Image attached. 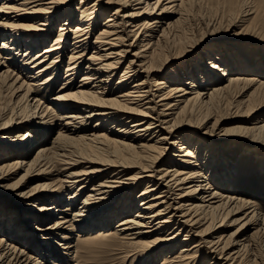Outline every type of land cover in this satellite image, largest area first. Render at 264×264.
I'll use <instances>...</instances> for the list:
<instances>
[{
	"label": "bare ground",
	"instance_id": "obj_1",
	"mask_svg": "<svg viewBox=\"0 0 264 264\" xmlns=\"http://www.w3.org/2000/svg\"><path fill=\"white\" fill-rule=\"evenodd\" d=\"M196 1L0 0V264L59 261L58 235L76 264L113 245L142 264H264V207L218 161L243 141L264 172V57L194 39ZM217 1L264 44V4Z\"/></svg>",
	"mask_w": 264,
	"mask_h": 264
},
{
	"label": "rangeland",
	"instance_id": "obj_2",
	"mask_svg": "<svg viewBox=\"0 0 264 264\" xmlns=\"http://www.w3.org/2000/svg\"><path fill=\"white\" fill-rule=\"evenodd\" d=\"M80 0H76L75 5L79 3ZM259 2L261 4H264V0H259ZM197 4H195V8H194V17L193 19L190 21V28L191 30L189 31V34L192 36L194 35L197 40L199 39H203L205 37L210 36L211 34L215 35V34H223L227 36H230V38H239L240 41L242 42H237L236 44H234V48H236L238 51L242 52V55H245L248 58V61L246 63L250 64L251 60L250 58L252 57H259L262 56L264 57V44H252L249 41H245V40H241L243 37H245L248 34H245V32H243L241 29L242 28H237L236 26H232L233 30L229 29L228 24L230 22L231 16L228 14L229 11H227V7L224 6V3L217 1V0H201V1H196ZM235 16V15H234ZM222 21V22H221ZM217 22V23H216ZM227 22V24H226ZM219 23V25H218ZM205 24H209L211 25H218L217 27V31L211 32L208 31L204 34L207 25ZM224 25V26H223ZM203 29V30H202ZM204 34V35H202ZM202 35V36H201ZM201 36V37H199ZM199 37V38H198ZM230 38L227 39H223L221 40V44L227 43L225 41L230 40ZM215 42H218V39L216 40H212L210 42H208L206 45L201 46L200 48H198V50L196 51V53L193 56V61L192 60H188L186 59L185 61H183L182 63H177V64H170L169 66H167L168 68H166V70H164L162 73L165 76H168L167 74L170 73V71H172L173 67H175L176 65L181 66V67H190L193 65L194 61L197 60L199 56L201 55V52L204 50V48L209 47V45L211 46V44H216ZM220 55V54H219ZM221 56V55H220ZM199 62V61H198ZM247 64V65H248ZM86 65V63H85ZM251 67H253V69L251 68L250 71L252 74L251 75H256L257 70L255 69V65H250ZM124 69L121 68L118 72L120 74V72ZM241 71H239L240 73ZM259 72H262V69L259 70ZM83 74V72H81L78 76H77V82L80 81V79L82 78L81 75ZM119 74L115 77V81H117L119 79ZM235 74H237V71L235 72ZM64 73L61 74V79L56 82L55 87L60 88L63 85V77ZM264 78V76H261ZM48 94V93H47ZM55 93L53 94H48L47 95V100L51 99L54 96ZM11 99V94H7L6 97L3 98L2 101L7 100L9 101ZM223 106H224V102H223ZM225 107V106H224ZM227 108L224 109V111H222L221 113L224 114V112L226 113ZM217 116V115H216ZM214 122V118L211 119V123L212 124ZM233 123V124H232ZM237 124V123H235ZM234 122L228 123L226 124V127H230L232 125H235ZM52 138H50L49 140H51ZM247 143L243 142V141H238L235 140L233 143H231L230 145H228L222 152H225L224 154H222L223 158L222 159H218L219 163H223V161H227V163H233L237 166V171L233 173L234 175V179L237 180V184L236 186H239L238 188L241 190V192H248L249 195L245 196L248 198H252L253 200L260 202L261 206L264 207V179L259 177V176H264V172L263 169L260 168V159L256 158L257 154L261 153L260 149H257V147H247L246 146ZM175 150H171L170 153H174ZM221 152V153H222ZM215 158L217 157V154L214 155ZM222 168V166H221ZM247 173V175H245ZM262 180V181H261ZM262 183V184H261ZM28 186H25V188L23 187L21 190L26 189ZM144 189L143 186H141L138 190V194L139 192H142V190ZM136 198V196H135ZM10 200V198H7ZM8 200V201H9ZM81 204H78V206H80ZM231 222V221H230ZM229 222V223H230ZM117 223H113V226H111V229L116 225ZM66 231V229L63 230V232L61 233H66V232H70L69 230L71 229L70 226ZM230 227V228H229ZM234 228H232V226H228L227 229V233L231 232ZM76 233V232H75ZM95 232H91V234L95 235ZM77 233L74 234L73 232V236L74 239L77 241L78 237H77ZM184 238L181 237V239ZM198 239V238H197ZM53 247L52 249H55V253H53L54 255L56 253L58 254V260L59 261H54V259H50V258H46L44 259L46 263L50 262L52 264H76L77 262L67 258L66 255L61 254L62 250H60V244L63 245L62 241H60L59 235L53 240ZM263 248V245L261 246ZM103 248V247H102ZM97 248V250L95 249L94 252H91L90 254L85 253L86 258L84 261V264H142L143 262H145L144 260H146L147 256L140 252L138 254H134L132 255V257H130L129 259L126 257L125 254L128 253V251H132V249L128 250L127 249L129 247L126 246H116L113 245L111 247L108 248V246L106 248L102 249ZM125 250V251H124ZM263 250V249H262ZM177 250H175L176 252ZM136 252V251H135ZM134 252H132L133 254ZM89 254V255H88ZM263 255H264V251H263ZM145 258V259H144ZM163 258H160V260L155 261L156 264H161V262ZM141 260V261H140ZM55 262V263H54Z\"/></svg>",
	"mask_w": 264,
	"mask_h": 264
}]
</instances>
